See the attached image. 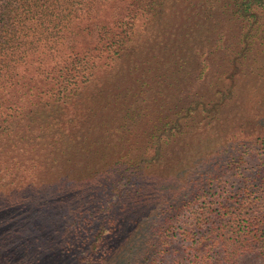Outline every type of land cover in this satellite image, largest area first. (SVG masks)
<instances>
[{"label": "trees", "instance_id": "1", "mask_svg": "<svg viewBox=\"0 0 264 264\" xmlns=\"http://www.w3.org/2000/svg\"><path fill=\"white\" fill-rule=\"evenodd\" d=\"M25 228L0 264H264V0H0Z\"/></svg>", "mask_w": 264, "mask_h": 264}, {"label": "rangeland", "instance_id": "2", "mask_svg": "<svg viewBox=\"0 0 264 264\" xmlns=\"http://www.w3.org/2000/svg\"><path fill=\"white\" fill-rule=\"evenodd\" d=\"M14 196H17V195H14ZM13 196V197H14ZM27 233V228H25V230H24V232L22 233V235L20 236V234L17 232V231H15L14 233H12V236L14 237L12 240H6L5 241V239H4V236H1L0 237V252H9V251H11V254H13V255H16L15 254V252L13 251V249L14 248H17V243H19V244H21V243H23V242H20L19 240H20V238H22L23 237V235H25ZM32 238V237H31ZM31 238H28L29 239V243L31 242ZM18 240V241H17ZM27 241V240H26ZM27 243H28V241H27ZM56 245L57 244H55L54 246H53V248H55L56 247ZM4 246H7V249H2V247H4ZM33 245L31 244V246L29 245V247L31 248ZM41 246H42V244H41ZM119 249H120V251L123 249V248H125L124 247V243H122V244H119ZM119 249H117V251L119 250ZM44 251V249H41V248H39V251ZM19 253H21V251L19 250V252L17 253V255L19 254ZM2 254H4V253H2ZM5 254H7V253H5ZM15 259V258H14ZM14 259L13 260H11V257H9V259L8 260H4L3 261V263H8V262H10V260H11V262H12V264H16V263H13V261H14ZM246 261H250V260H247V259H245Z\"/></svg>", "mask_w": 264, "mask_h": 264}]
</instances>
